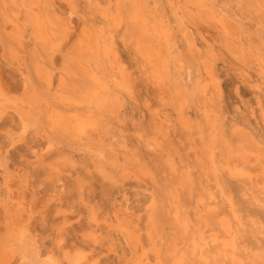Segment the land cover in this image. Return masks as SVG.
<instances>
[{
  "label": "rangeland",
  "instance_id": "rangeland-1",
  "mask_svg": "<svg viewBox=\"0 0 264 264\" xmlns=\"http://www.w3.org/2000/svg\"><path fill=\"white\" fill-rule=\"evenodd\" d=\"M75 1L76 9L68 1L49 0L54 14L71 27L61 49L52 56L43 55L54 72V84L65 72L76 71L78 78L88 80L81 65L73 64L74 45L84 29L95 25L102 30L111 61L117 60L120 66L127 90L121 93L117 114H105L101 130L87 141L74 142L47 129L46 112L60 91L44 96L50 105L39 99L35 119L22 110L30 128L26 131L13 109L0 116V233L12 217L17 220L19 195L28 206L23 213L26 237L16 243L9 264H41L47 252L66 264L62 255L83 246L88 247L89 264H142L143 256L138 259L142 253L150 264H264V173L255 166L264 167V39L263 50L257 37L252 42L243 39L244 53L239 54L236 41L228 48L214 29L201 22L193 24L194 38L200 51L211 58L214 72L212 77L205 74L211 86L203 100L194 97L187 104L180 103L175 90L183 75L172 65L163 89L155 87L135 52L136 36L126 21L115 27L111 12L101 16L108 0H92L91 5L87 0ZM1 21L0 86L20 99L44 91L34 72L33 54L40 47L27 34L21 58H9L6 34L10 27L3 32L6 26ZM179 52L185 55L184 44ZM191 62L189 58L187 64ZM216 129L224 137L215 151L219 161H224L227 147L249 161L246 171L231 176L221 170L220 181L207 168ZM48 139L53 149L46 152ZM54 162H65L59 182L48 172ZM125 168L137 173L127 177ZM209 208L215 213L206 220L202 214ZM91 215L98 218V224ZM128 230L139 234V251L130 243Z\"/></svg>",
  "mask_w": 264,
  "mask_h": 264
},
{
  "label": "bare ground",
  "instance_id": "bare-ground-1",
  "mask_svg": "<svg viewBox=\"0 0 264 264\" xmlns=\"http://www.w3.org/2000/svg\"><path fill=\"white\" fill-rule=\"evenodd\" d=\"M64 1H68L73 8H75L76 5H79L75 0ZM87 2L92 4V0H87ZM107 8L106 11L104 10L101 15L103 18L108 15L107 12H111L113 14V18L110 16V19H113V25L115 27L118 25L121 27V24L126 21L125 26L131 28L132 32L136 36V47L134 46L136 49L135 52H137L140 55L139 57H141L144 61L145 66L149 71V79H151L155 87H157L160 91L163 89L165 79L167 76H169L172 65L176 68V70H178V73L181 76L183 75L178 88L175 90V96L180 103L187 104L189 103L188 100L194 97H198L199 99L203 100V98L207 96V92L210 89L209 85L211 84L210 80L206 79L205 74H209L210 77H212L214 72V67L210 61L211 58L209 59L208 55L200 51V43L197 44L194 38L195 35H193L192 29V27H194L192 26L193 24L201 22L209 28L214 29V32H216V34L218 33V37L221 41H223L224 44L222 45L228 48L233 47V41H236V43L240 45L239 54H242L243 52V39H245L244 41L247 40L252 42V38L257 37L256 41L261 45L260 49L263 44L264 36L262 34L264 33V0H108ZM83 19L86 20L84 17ZM0 21L6 26H1L3 32H5L6 29L10 27V32L6 34V37L10 38V46L6 47V52L8 53L9 58L14 59L15 61L19 56L21 58V55L25 49V40H27V34L28 36L30 34L34 43L40 47V52L36 50V53L33 54L34 72L39 78L40 86L44 88V91L42 92L36 90L34 93L37 95H28L23 99H20L19 95L18 98H13L11 94L7 92V90L0 86V116L6 113V109H13L21 116L22 129L26 131L29 128V125L26 122L25 117L22 116V110L24 111L27 109V113L34 117L36 116V103L39 101V99H45L47 105H50L48 99H46L47 96H44L53 93L57 94L59 93L58 91H60L59 95L56 96L54 100V104L50 106L46 112L47 129L55 133L57 136L69 138L74 142L84 140L87 141L86 139L96 136L94 134H97L101 130L100 126L102 125L101 122L104 118V115H116L117 110H120L119 106L121 104V93L124 95L123 91L127 90V83L126 80H124L125 78L122 76L120 66L116 64L117 60L115 61V58L113 57V60L116 63L111 61L112 57L110 58L107 49L108 44L106 47V41L104 40L105 38L103 37L102 30H100L97 26L95 27V25L87 27L80 33V37L77 36L79 37V40L76 45L73 44L75 46V48L73 46L75 54L77 55H73L75 58L74 60L72 59L73 64L81 65L80 68L88 80L83 81L78 78V74L75 73L76 71L72 72L73 76H71L72 73L69 74L65 72V75L61 77V80L59 79L60 81L54 84V72L52 73V67L45 59H43V55L52 56L56 50H59L61 41L67 39L71 27L54 14L53 10L51 9V4H49V0H0ZM198 27H200V25ZM207 39L210 40L209 38ZM180 44H184L185 55H182L179 52ZM255 50L258 49L255 48ZM209 51V56H212L211 50ZM251 51L252 50L249 52V56H253V53L251 55ZM189 58L192 60L191 63L193 65L189 66L187 64ZM247 65L248 67L250 66L249 63ZM262 65L263 63L260 64V66ZM192 74H194V77L196 78V82L194 83L191 80ZM171 77L169 80H171ZM24 82L26 84V81ZM178 114L181 117L182 122L187 121V118L185 114L182 113V111H179ZM216 132L217 129L213 131L215 134ZM216 136L218 139H216ZM213 138V146L209 148L211 153L210 164H206L207 168L215 176L216 181L221 180V170H225L227 174L229 173V175H234L244 171L248 167L247 165L249 161L239 157L238 155H233L231 151H227V144L226 152L222 153V156H224V161H219V156L215 151H217V143L220 141L224 142V137H222L220 133H217ZM48 140L49 141H47L45 146L46 152H49L51 149H53V141L50 139ZM221 150L222 149H220V151ZM257 157L258 156H255V158ZM54 163H51L52 165H50L48 168V172L50 177H53V179L55 178V180L59 182L60 173L63 166H65V162L61 164H56V162ZM255 166L259 167L264 173V167L261 164L255 163ZM132 169H124L127 177H129L131 174L137 173L135 169ZM53 193H55V191ZM18 198L19 204H17V211L20 214H17L15 211V213L18 215H16L17 220H13V217H10L11 221L7 222L4 233H0V264H9L10 258H14L16 243L20 240L23 241L26 237L23 224V213L25 209L28 208V206L26 205L27 203H25V198L23 195H19ZM210 208L204 209V214H202L206 220L211 218L213 219L212 214L215 213V209ZM33 212H35V210ZM95 215H91L92 220L95 224H98V218ZM117 220L119 221V226H122V219L118 217ZM123 220L126 221L125 219ZM222 223L223 220L220 221L221 225ZM222 226H224V223ZM127 235L130 243L135 246L137 251H139V249L142 247L140 245L141 238L139 234L135 230H128ZM91 239L94 241L93 238ZM86 242L89 241L87 240ZM87 249L85 246H83L74 250L72 253H67V251L62 255L61 258L64 260V262H66V264H89L90 257L88 255ZM142 256L143 258L140 260V262L142 264H150L149 258L145 256L144 253L140 254L138 259ZM41 264L63 263H61L59 256L52 252H47L41 257ZM136 264H139V262Z\"/></svg>",
  "mask_w": 264,
  "mask_h": 264
}]
</instances>
